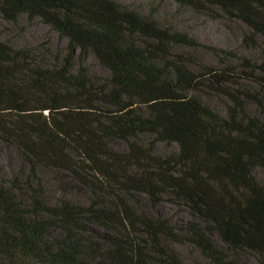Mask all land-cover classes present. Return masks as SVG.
<instances>
[{
    "label": "trees",
    "instance_id": "trees-1",
    "mask_svg": "<svg viewBox=\"0 0 264 264\" xmlns=\"http://www.w3.org/2000/svg\"><path fill=\"white\" fill-rule=\"evenodd\" d=\"M175 1L237 19L264 56V0ZM0 16L38 19L66 42L0 40V142L19 158L0 174V264H249L246 252L264 264V62L117 0H0Z\"/></svg>",
    "mask_w": 264,
    "mask_h": 264
},
{
    "label": "rangeland",
    "instance_id": "rangeland-1",
    "mask_svg": "<svg viewBox=\"0 0 264 264\" xmlns=\"http://www.w3.org/2000/svg\"><path fill=\"white\" fill-rule=\"evenodd\" d=\"M117 1L143 15L152 14L161 25L186 32L201 42L228 50L237 56L245 57L253 62H264V56L261 52L263 41L252 40L250 42L248 38H245L247 37L246 28L237 19L225 16L215 10L197 12L190 7L179 5L175 0ZM0 40L7 41L14 47L44 45L46 49L57 50L59 52L64 51L66 47L65 39L59 37L46 24L38 19L28 22L24 17H21L15 24H9L4 22L0 16ZM194 55L197 61L202 63L214 66L221 64L219 58L214 54L198 50L194 52ZM83 64L91 72L101 75L106 74L105 70L100 67L95 58L90 54L84 58ZM200 96L205 103L220 113L225 111L227 105L225 97L212 95V93H205ZM18 164V156L0 142V174L9 175ZM260 171H258V174L262 175ZM43 175L50 194L53 196L61 195V192L48 174L43 173ZM68 196L78 200L82 199L78 192L68 194ZM161 207L173 219L181 218L186 220L189 218L188 213L182 207H178L167 200L161 202ZM215 241L219 243L217 238H215ZM175 248L184 260H192L196 257L195 251L188 245L176 244ZM244 258L249 264H259L256 256L252 253L246 252Z\"/></svg>",
    "mask_w": 264,
    "mask_h": 264
}]
</instances>
